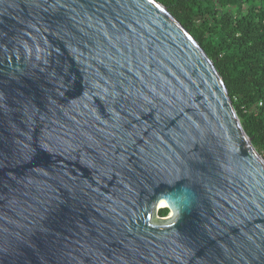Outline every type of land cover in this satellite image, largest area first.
<instances>
[{
    "label": "water",
    "instance_id": "water-1",
    "mask_svg": "<svg viewBox=\"0 0 264 264\" xmlns=\"http://www.w3.org/2000/svg\"><path fill=\"white\" fill-rule=\"evenodd\" d=\"M0 264H264V159L158 1L0 0Z\"/></svg>",
    "mask_w": 264,
    "mask_h": 264
},
{
    "label": "trees",
    "instance_id": "trees-1",
    "mask_svg": "<svg viewBox=\"0 0 264 264\" xmlns=\"http://www.w3.org/2000/svg\"><path fill=\"white\" fill-rule=\"evenodd\" d=\"M196 39L222 77L264 159V0H156ZM168 208L158 211L166 217Z\"/></svg>",
    "mask_w": 264,
    "mask_h": 264
},
{
    "label": "bare ground",
    "instance_id": "bare-ground-1",
    "mask_svg": "<svg viewBox=\"0 0 264 264\" xmlns=\"http://www.w3.org/2000/svg\"><path fill=\"white\" fill-rule=\"evenodd\" d=\"M165 206H168V204H166L165 202H161L158 207L161 208V207H165Z\"/></svg>",
    "mask_w": 264,
    "mask_h": 264
},
{
    "label": "rangeland",
    "instance_id": "rangeland-1",
    "mask_svg": "<svg viewBox=\"0 0 264 264\" xmlns=\"http://www.w3.org/2000/svg\"><path fill=\"white\" fill-rule=\"evenodd\" d=\"M170 213H171V211H169L168 215H170ZM168 215H167V216H168ZM156 217H159V216H158V213H157Z\"/></svg>",
    "mask_w": 264,
    "mask_h": 264
}]
</instances>
